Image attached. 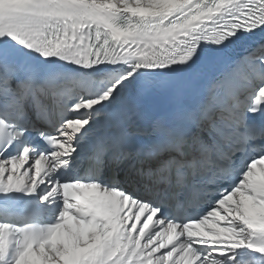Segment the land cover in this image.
<instances>
[{
	"label": "snow or ice",
	"instance_id": "obj_1",
	"mask_svg": "<svg viewBox=\"0 0 264 264\" xmlns=\"http://www.w3.org/2000/svg\"><path fill=\"white\" fill-rule=\"evenodd\" d=\"M0 264H264V0H0Z\"/></svg>",
	"mask_w": 264,
	"mask_h": 264
}]
</instances>
